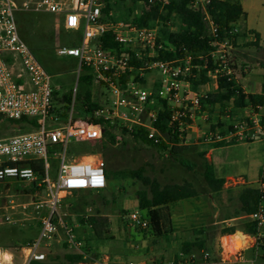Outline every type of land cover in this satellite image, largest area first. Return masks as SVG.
Returning a JSON list of instances; mask_svg holds the SVG:
<instances>
[{
    "label": "built area",
    "instance_id": "1",
    "mask_svg": "<svg viewBox=\"0 0 264 264\" xmlns=\"http://www.w3.org/2000/svg\"><path fill=\"white\" fill-rule=\"evenodd\" d=\"M162 8L168 0H148V7ZM210 0H198L195 8L205 12ZM103 0H0V123L28 119L38 124V128L15 136L0 138V182L10 180L33 183L43 189L46 199L34 203L35 211L44 213L39 217L40 235L32 243L22 245L18 252L0 247V264H32L44 262L46 254L40 250L42 243H48L62 235L61 241L82 257L81 264H100L87 247L85 236L80 234L81 225L70 221L62 206L63 200L75 192H96L107 189V165L100 150L90 149L79 154L80 143L98 142L103 139L104 123L115 124L128 130L145 129L149 139L158 143L166 141L157 128L159 114L164 109L171 111L170 125L176 128L180 138L197 130L203 144L214 145L225 142L244 143L261 140L264 143V113L234 124L233 130L223 135L221 129L202 132L199 121L209 124V114L202 111V100L206 94L192 87L191 79L198 77L201 70L212 64L214 72L209 77L217 89L220 77L228 81L236 80V72L231 62L234 49L233 39L220 40L218 28L206 13L209 33L214 37L215 49L207 54L174 61L159 60L160 54L172 50L170 44L159 41V27H138L134 23L114 21L113 12H104ZM162 8L159 12L162 11ZM49 13L64 17L66 29L80 33L79 44L62 47L58 55L76 59L78 75L82 71L92 76V83L106 90L104 103L91 113L77 110L73 99L66 117L53 113L55 108L52 76L40 63L32 49L21 38L16 13ZM112 33L118 47H106L100 38ZM234 35V33H231ZM29 76L25 78L22 71ZM30 82L26 89L23 82ZM101 95H104L101 93ZM91 118L101 122H92ZM186 143V142H185ZM59 161L56 182L49 175V154ZM44 163L45 177L40 178L32 164ZM264 179V164L262 165ZM27 204L15 205L10 201L4 213L8 224H19L12 218L11 211L28 209ZM256 224V237L264 239V207L248 217ZM132 227L146 228L148 220L138 212L129 217ZM246 248V247H245ZM244 249V248H243ZM202 258L195 255L183 256L182 264H201L209 260V253L203 251Z\"/></svg>",
    "mask_w": 264,
    "mask_h": 264
},
{
    "label": "rangeland",
    "instance_id": "2",
    "mask_svg": "<svg viewBox=\"0 0 264 264\" xmlns=\"http://www.w3.org/2000/svg\"><path fill=\"white\" fill-rule=\"evenodd\" d=\"M71 1L66 0L68 3ZM239 2L244 6L248 15L246 20L240 22L239 26L248 30H255L260 36L262 48L260 45L241 47V51L246 56L234 59L233 54L231 55V62L236 67L237 81L241 83L242 87L247 91L259 93L264 83V0H239ZM132 5V0L121 3L119 9L113 11V19H124L126 9ZM142 7V3H137L135 8L133 7L134 15L140 14ZM16 20L21 38L52 76V84L54 90L59 94V99L64 94L73 93V99L76 98L77 110H82L78 100L79 96L90 91L96 101L100 100L102 104L104 103V96H107L106 90L95 83H92L91 86L87 85L83 79L86 75L85 71L78 75L79 64L76 59L58 55L60 48L76 46L80 41V33L77 34L66 29L62 16L19 11L16 13ZM22 73L29 80V76L24 70ZM250 82L251 85H249ZM198 91L204 94L213 93L216 91V87L212 81L208 83V87H200ZM228 106L225 109L227 114L234 115V117L224 119L232 120L231 124L254 115H245L243 111L235 112L232 104ZM220 112H222V108L216 106L212 113L214 122H217ZM199 124L205 131L208 130V125H211ZM31 131L33 130L30 127H24L20 131L14 130L9 121L0 123V138ZM115 136L116 143L107 144L105 148L102 147L100 141L80 143L78 147H71L73 150L76 149V153L79 154L89 152L90 149L100 150L107 169L112 171L111 184L114 191L105 193L112 202L102 210V216L111 221L112 228L108 240L96 246V250L92 251V256L99 259L100 264H182L183 256L181 255H183L184 245L194 243L197 239L204 240V248H194L192 253L186 255L187 258L195 255L201 259L203 251L214 256L224 252L226 260L238 256V253L243 249L238 252L235 250L233 253L226 247L229 252L226 250L225 253L222 240L233 235L225 236L223 230L234 227L237 229L235 234L247 235L244 230L248 219L245 216L236 219V216L241 209V191L247 187H259L258 177L264 164L263 141L235 143L223 147L206 144L195 145L184 155V158L193 165V169L189 170L172 159L167 151L147 145L129 134L115 133ZM207 151L211 152L212 161L206 157L207 155L205 158L201 156ZM206 162L214 164L218 177H229L226 179L224 190L220 194L211 192L204 179ZM139 169H143L146 177L157 181L162 186L189 182L197 190L198 197L181 201L179 204L164 210L166 219H171L174 226V231L168 238L135 240L131 237L134 227L130 225L129 217L132 213H140L138 192L149 190V187L137 180H122L116 175V172L137 171ZM58 172L59 161L50 153L49 175L53 183L58 178ZM34 188L36 186L28 182L15 180L0 182L1 248L22 246L39 238L41 231L39 217L42 216L44 210L37 213L32 204L44 201L46 196L43 190L36 188L33 191ZM89 193L87 191L80 192L77 198L83 199L81 201L87 203L89 207H100L99 194ZM10 201H15L17 206L29 205L26 211L22 208L11 211L13 213L12 218L18 223H22L24 227L19 226V224H8L5 221L4 213L10 206ZM63 203L64 200L62 206L64 212L69 215L68 219L77 222V215H70ZM87 212L89 214L95 213L94 209H89ZM229 218L235 220L226 224L224 221ZM249 237L251 236L249 235ZM61 239L62 235L48 243H42L40 250L47 256L43 264H69L65 256L73 254L75 251L65 248ZM251 243H254V239H251L246 247L250 248ZM259 253L260 255L263 254L262 251ZM255 257L256 254L253 250H246L243 254V260L247 262L246 264H254ZM256 264H261V260L257 261Z\"/></svg>",
    "mask_w": 264,
    "mask_h": 264
},
{
    "label": "trees",
    "instance_id": "3",
    "mask_svg": "<svg viewBox=\"0 0 264 264\" xmlns=\"http://www.w3.org/2000/svg\"><path fill=\"white\" fill-rule=\"evenodd\" d=\"M103 1L106 4L104 12L108 16L111 12L119 9V5L126 0ZM168 1L169 4L163 8L161 2L158 3L156 8H151L147 5L148 0H132L133 5L126 9L125 18L117 20L113 19L114 21L134 23L141 28L158 26L159 41L168 43L172 47V50L161 53L159 60H184L188 56H193L196 63H199L200 66L204 67L205 64L203 62H198V60H196L197 57L201 54H207L215 49V47H213L214 37L209 33L208 25L205 20L206 13L211 17L213 23L218 28L220 40L233 39L234 45L237 44V40L240 38V35L237 33V25L239 22L246 20L248 16L239 0H210V2L205 5V12L202 7L199 9L195 8V4L198 0ZM137 3H142V12L138 15H134L133 7L135 8ZM161 8L162 11L159 12ZM231 33H234V35H231ZM256 38L257 42L251 44V46L259 44L260 36L257 34ZM99 41L106 47H118L112 33L100 38ZM233 68L236 69L234 66ZM214 70L215 67L211 62L207 69L199 72L197 78L191 79L193 89L198 91L201 86L211 83L212 80L209 77V74L214 72ZM83 79L88 86L92 85L91 75L86 74ZM54 97L55 102L58 103H55L53 113H56L60 118L64 119L73 102V93L64 94L59 99V94L55 91ZM78 100L85 113H91L95 109L100 108L99 103L93 102V95L90 91L79 96ZM229 104L233 105L235 112L250 110L254 114L259 113L260 109H264V83L260 94H247L238 84L237 79L228 81V78L220 77L217 80L216 91L206 94L205 98L202 100V111L210 114L208 123L211 124L212 131L221 129V133L226 135L229 131L233 130L234 124L230 123L232 120L224 119L226 117H234V115L227 114L225 110L229 107ZM216 106H220L222 112L218 115L217 122H214L212 113ZM28 121V119H22L18 121H10V124L11 126L18 125L20 128L19 131L24 127H30L32 130L38 128V124L35 121L32 122V125H29ZM91 121L95 123L101 122L94 118H91ZM170 121L171 111L166 108L160 112L158 122L156 123L157 128L166 138V141L160 140L158 143L149 139L148 133L145 129L128 130L125 127L119 126L117 123H104L103 139L100 141V144L103 148H105L107 144H115V133L123 135L129 134L133 138L141 140L147 145L154 146L162 151H167L170 157L177 161L181 166L192 170L193 165L184 158V155L192 148L185 145L186 137L184 136L183 139L180 138V134H178L176 128H173L172 125H170ZM227 125H229V127L226 128ZM227 145L230 144L221 142L216 143L213 146L223 147ZM201 156L205 158L206 154L202 153ZM32 166L35 168L41 179L45 177L43 162H37L32 164ZM111 173L112 171L107 169V189L96 192L92 191L89 193L99 194V198L101 199L100 207H89L87 203H83L81 201L83 199L77 198L79 192H75L64 199L63 205H65V208L70 215H77V222L81 225L80 234H85L84 236L86 238L87 247L90 251L96 250V246L106 242L108 240V235L111 232V221L107 217L102 216V210L107 208L112 202L107 198V195H105L106 192L112 193L114 191V187L111 184ZM116 175L122 180H137L142 182L146 187H149V190L138 192V209L142 218L148 220V225L146 228H133L134 232L131 234V237L135 240L168 238V236L174 231V226L171 219H166L164 210L179 204L181 201L191 200L198 197L197 190L191 183L184 182L183 184L162 186L157 181L146 177L143 169L137 171H118L116 172ZM204 179L211 192L220 194L224 190L226 180L218 177L214 164L209 162L205 163ZM258 184V188L247 187L241 191V209L236 216L237 218L245 216L248 219L244 232L252 237H256L257 228L256 224L248 217L264 207V179L262 178V170H260ZM36 188H34L33 191H35ZM89 209H94L95 213L89 214L87 212ZM230 219L231 218L228 220ZM236 231L237 229L234 227L225 228L223 230V235H234ZM257 246L262 252H264V239H258ZM64 247L67 248L66 245H64ZM196 247L203 249L204 240L197 239L194 243L192 242L184 245L183 254L189 255ZM20 248L21 246L19 245L7 247V249L13 252H18ZM65 257L69 264H81L82 262V257L76 253L67 254ZM32 264H43V262H34Z\"/></svg>",
    "mask_w": 264,
    "mask_h": 264
},
{
    "label": "crops",
    "instance_id": "4",
    "mask_svg": "<svg viewBox=\"0 0 264 264\" xmlns=\"http://www.w3.org/2000/svg\"><path fill=\"white\" fill-rule=\"evenodd\" d=\"M244 7V6H243ZM63 19H64V17H63ZM239 24H240V22L238 23V25H237V33L240 35V38H238V40H237V44L236 45H234V49H233V51L231 52V55H233L234 54V59L236 58H238V57H241V56H243V57H245L246 56V54L244 53V52H242L241 51V47H244V46H251V44H254V43H256L257 42V38H256V35L258 34L255 30H248V29H246V28H242V27H240L239 26ZM260 45V47L262 48V45H261V43H260V41H259V44L258 45H256V46H259ZM238 84L242 87V85H241V83H239L238 82ZM249 85H251V82L249 83ZM23 86H24V88H26V89H30L31 88V85H30V82H26V81H24L23 82ZM263 86V85H262ZM201 87H208V84L207 85H204V86H201ZM215 87V86H214ZM242 89L245 91V93H252V94H260L261 92H262V87H261V91L259 92V93H253V92H250V91H247V90H245V88L244 87H242ZM243 112H245L244 114L245 115H249V114H254L253 112H251L250 110H243ZM260 113H264V109H260V111H259ZM199 123H203L202 121H199ZM12 128L14 129V130H19V129H17L16 127H15V125H12ZM201 129H202V132H205V130L201 127ZM200 135H201V133H199L197 130H195V129H192L190 132H189V135L187 136V140H186V143H185V145L186 146H188V147H191V148H194L195 147V145H198V144H203V143H201V141H200ZM203 145H205V144H203ZM207 145V144H206ZM206 157L210 160V161H212V157H211V152H206ZM213 164V163H212ZM260 174V173H259ZM229 177H225L224 179L226 180V179H228ZM259 178V177H258ZM242 218V217H241ZM236 219H238V218H236ZM235 219H230V220H225L224 222L226 223V224H229L230 222H232V221H234ZM241 234V233H240ZM235 235V234H234ZM233 235V236H234ZM242 236H244V237H246L247 239H248V237H247V235H244V234H241ZM249 236V235H248ZM232 237V236H231ZM228 238H230V237H226V238H223V240H222V243H223V248H224V250H225V253H226V246L224 245V241L226 240V239H228ZM249 240V239H248ZM251 241V240H250ZM246 247V246H245ZM242 247L241 249H243L242 251H240V250H237V252L238 251H240L239 253H238V256H235V257H231L229 260H226L225 259V255H224V252H221L219 255H216V256H214V255H210V257H209V260L207 261V262H203V263H201V264H246L247 262L246 261H244L243 260V254H244V252L246 251V250H253V251H255V254H256V257H255V259H254V261H253V263L254 264H256L257 263V261H259V260H261V264H264V252H262L263 254L262 255H260V249L258 248V246H257V243L256 242H254V243H251L250 244V248L249 247Z\"/></svg>",
    "mask_w": 264,
    "mask_h": 264
},
{
    "label": "bare ground",
    "instance_id": "5",
    "mask_svg": "<svg viewBox=\"0 0 264 264\" xmlns=\"http://www.w3.org/2000/svg\"><path fill=\"white\" fill-rule=\"evenodd\" d=\"M224 242H226L225 246L229 248V251L231 250L234 253L235 250H240L242 247H245L248 243H250V240L242 236L240 233H237L226 239Z\"/></svg>",
    "mask_w": 264,
    "mask_h": 264
},
{
    "label": "water",
    "instance_id": "6",
    "mask_svg": "<svg viewBox=\"0 0 264 264\" xmlns=\"http://www.w3.org/2000/svg\"><path fill=\"white\" fill-rule=\"evenodd\" d=\"M15 127H16L17 129H20L18 125H15Z\"/></svg>",
    "mask_w": 264,
    "mask_h": 264
}]
</instances>
